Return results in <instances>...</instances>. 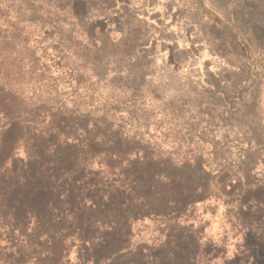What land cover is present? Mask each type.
Here are the masks:
<instances>
[{"label": "rangeland", "instance_id": "rangeland-1", "mask_svg": "<svg viewBox=\"0 0 264 264\" xmlns=\"http://www.w3.org/2000/svg\"><path fill=\"white\" fill-rule=\"evenodd\" d=\"M1 147L0 264H264V0H0Z\"/></svg>", "mask_w": 264, "mask_h": 264}, {"label": "trees", "instance_id": "trees-1", "mask_svg": "<svg viewBox=\"0 0 264 264\" xmlns=\"http://www.w3.org/2000/svg\"><path fill=\"white\" fill-rule=\"evenodd\" d=\"M0 149L3 148L1 147ZM2 157L3 156L0 155V162ZM43 173L42 171H39V173L34 171L29 172L28 169H24L22 172L19 169L3 172V167H1L0 164V186H7L8 188L6 191H0V204L9 207L11 212L16 213V211H14L15 208L11 209V207L18 206L17 212H19L20 209L22 213H30L33 207L30 203L28 204L23 201V199H34V197L40 193H42V195H47L50 191L48 185H50L51 181L55 178L53 176L55 174L48 175L50 172H47L46 175H44ZM192 191L193 190L190 188L183 189L182 193L176 196L178 197L177 200L181 199L183 195L192 193ZM45 206H49V203H45ZM56 218L58 217H54V219ZM71 223L73 224V221Z\"/></svg>", "mask_w": 264, "mask_h": 264}]
</instances>
